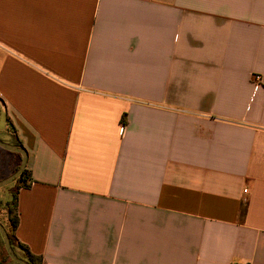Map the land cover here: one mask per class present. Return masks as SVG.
<instances>
[{"label":"crops","instance_id":"obj_1","mask_svg":"<svg viewBox=\"0 0 264 264\" xmlns=\"http://www.w3.org/2000/svg\"><path fill=\"white\" fill-rule=\"evenodd\" d=\"M0 131L41 264H264V0H0Z\"/></svg>","mask_w":264,"mask_h":264},{"label":"trees","instance_id":"obj_2","mask_svg":"<svg viewBox=\"0 0 264 264\" xmlns=\"http://www.w3.org/2000/svg\"><path fill=\"white\" fill-rule=\"evenodd\" d=\"M18 168L16 169V171L18 170ZM28 173L29 172L26 169L24 171L23 175L13 183V185H14L13 189L14 190H13V194H12V199L7 201L3 205V208H2V211L6 212V215L8 217V219H7L8 226H7V223L5 224L4 222L2 223V225L5 227L8 235H9L12 248L16 252V254L18 255L19 258H21L22 260H25L31 264H41V262H40L41 260L36 258L35 256H33L27 249H25L23 246L18 244L16 237H15V231L19 225L18 194H19L20 190L28 189L31 187V185L28 183V179H29ZM18 248L23 251L24 255L21 256L18 254V252H17ZM6 253H7V251H6ZM9 260L13 264H15L11 260L10 256L7 253V255L5 256V258L2 260V262L0 264H7V261H9Z\"/></svg>","mask_w":264,"mask_h":264},{"label":"water","instance_id":"obj_3","mask_svg":"<svg viewBox=\"0 0 264 264\" xmlns=\"http://www.w3.org/2000/svg\"><path fill=\"white\" fill-rule=\"evenodd\" d=\"M0 148L5 150V151H8L10 153L19 154L21 156V159H22L21 165L15 173H13L11 176H9L3 180H0V189H2V188L9 186L12 183H14L17 179H19L23 175V173L27 167L28 154L25 151V149L18 147L16 145L5 143L1 140H0ZM0 236L3 239L4 247H5L8 255L10 256L11 260L15 264H31V263H29L25 260H22L21 258L18 257V255L16 254V252L12 248L9 235H8L5 227L2 225L1 222H0Z\"/></svg>","mask_w":264,"mask_h":264},{"label":"rangeland","instance_id":"obj_4","mask_svg":"<svg viewBox=\"0 0 264 264\" xmlns=\"http://www.w3.org/2000/svg\"><path fill=\"white\" fill-rule=\"evenodd\" d=\"M5 139H6V136L4 135V133H2L0 131V140L5 142ZM6 143V142H5ZM0 153H4L6 156L9 157L10 153L7 152V151H4L0 148ZM8 171L5 170V172H3L0 176V179H3L5 177H8ZM13 183L10 184L9 186L5 187V188H2L0 189V222L1 223H7V226H8V217L6 215V212L2 211V208H3V205L12 199V194H13ZM17 252L19 255H24L23 251L21 249H17ZM7 255L6 253V250H5V247H4V243H3V239L2 237L0 236V263L2 262V260L5 258V256ZM7 264H13L10 260L7 261Z\"/></svg>","mask_w":264,"mask_h":264},{"label":"built area","instance_id":"obj_5","mask_svg":"<svg viewBox=\"0 0 264 264\" xmlns=\"http://www.w3.org/2000/svg\"><path fill=\"white\" fill-rule=\"evenodd\" d=\"M259 80V78H257Z\"/></svg>","mask_w":264,"mask_h":264}]
</instances>
